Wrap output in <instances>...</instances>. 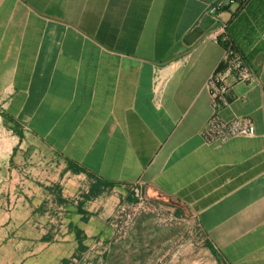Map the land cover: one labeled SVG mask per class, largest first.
I'll return each instance as SVG.
<instances>
[{"label":"crops","instance_id":"0c3cea01","mask_svg":"<svg viewBox=\"0 0 264 264\" xmlns=\"http://www.w3.org/2000/svg\"><path fill=\"white\" fill-rule=\"evenodd\" d=\"M212 1L0 0V264H264V0ZM222 23L256 134L206 143Z\"/></svg>","mask_w":264,"mask_h":264},{"label":"built area","instance_id":"2783aa9c","mask_svg":"<svg viewBox=\"0 0 264 264\" xmlns=\"http://www.w3.org/2000/svg\"><path fill=\"white\" fill-rule=\"evenodd\" d=\"M248 0H214L207 4L205 12L217 16L224 7L232 5L244 6ZM220 38L224 46V53L219 66L209 75L205 87L211 97L212 113L208 117L201 135L206 143H222L239 136H254L256 129L250 116L235 114L230 118L221 115L220 110L231 101V88L235 82L254 83L258 74L246 56L236 47L229 35L227 25L222 23L220 28L212 33ZM142 190H138L136 200L119 203L114 217V224L119 231L124 230L132 221L136 212L148 209L151 205ZM158 214V207L151 206ZM163 221L174 219L172 215L162 216Z\"/></svg>","mask_w":264,"mask_h":264},{"label":"rangeland","instance_id":"374dc122","mask_svg":"<svg viewBox=\"0 0 264 264\" xmlns=\"http://www.w3.org/2000/svg\"><path fill=\"white\" fill-rule=\"evenodd\" d=\"M155 212H156V211H155ZM156 213H157V212H156ZM156 213H155V214H156ZM155 216H156V215H155ZM157 216L160 217L158 214H157Z\"/></svg>","mask_w":264,"mask_h":264}]
</instances>
